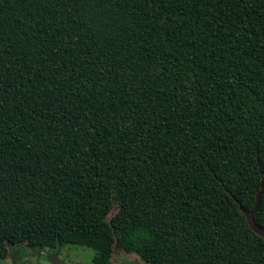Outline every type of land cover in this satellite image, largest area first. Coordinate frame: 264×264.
Wrapping results in <instances>:
<instances>
[{"label": "trees", "instance_id": "trees-1", "mask_svg": "<svg viewBox=\"0 0 264 264\" xmlns=\"http://www.w3.org/2000/svg\"><path fill=\"white\" fill-rule=\"evenodd\" d=\"M262 174L264 0H0V263L264 264Z\"/></svg>", "mask_w": 264, "mask_h": 264}, {"label": "rangeland", "instance_id": "rangeland-1", "mask_svg": "<svg viewBox=\"0 0 264 264\" xmlns=\"http://www.w3.org/2000/svg\"><path fill=\"white\" fill-rule=\"evenodd\" d=\"M262 184H264V174H262ZM117 211V206H113L112 209L107 214V219L112 216ZM247 214V213H246ZM247 220L251 225L252 229L264 237V228L258 227L252 222V215L247 214ZM64 255L67 257V261L65 264H72L73 262H78L81 264H92V257L94 255V251L90 248L76 246V245H68L67 247H63ZM40 250H29L25 248L23 245H11L9 246V253L11 259L17 257L18 260H22L24 262L32 263L39 262L40 264H48L45 256L39 252ZM61 259H65L63 256ZM9 259V258H8ZM4 264H9V262H3ZM113 264H146L144 263L137 255L135 254H126L120 251L118 248H115L112 256Z\"/></svg>", "mask_w": 264, "mask_h": 264}, {"label": "flooded vegetation", "instance_id": "flooded-vegetation-1", "mask_svg": "<svg viewBox=\"0 0 264 264\" xmlns=\"http://www.w3.org/2000/svg\"><path fill=\"white\" fill-rule=\"evenodd\" d=\"M62 247H57L56 249L53 250H48V249H37L40 250L39 252L42 254V256L46 257V260H48V256L53 257V254H56L57 260H58V264H65L67 261V257L64 255ZM63 256L65 259H61L60 257ZM9 260L7 262H9V264H27V262H24L22 260H18L17 257H15L14 259H11V257H8ZM48 264H53L50 260L47 261ZM78 262H73L72 264H75ZM28 264H40L39 262H32V263H28Z\"/></svg>", "mask_w": 264, "mask_h": 264}, {"label": "water", "instance_id": "water-1", "mask_svg": "<svg viewBox=\"0 0 264 264\" xmlns=\"http://www.w3.org/2000/svg\"><path fill=\"white\" fill-rule=\"evenodd\" d=\"M263 187H264V184L261 183V188H263ZM261 191H262V190H261ZM261 191L257 192V194H256V201H257V203H256V205H255V208H254L252 211H250V212H246V211L241 207L240 203H238V204H239V209L244 213L245 216H247V214H249V213H250L251 215L254 214L255 209H256L257 206L259 205V201H260V193H261ZM246 213H247V214H246ZM47 259L50 260L53 264H58V263H57L58 260H57L56 254H53V257L48 256ZM0 264H3V263H0ZM75 264H81V263H75Z\"/></svg>", "mask_w": 264, "mask_h": 264}, {"label": "bare ground", "instance_id": "bare-ground-1", "mask_svg": "<svg viewBox=\"0 0 264 264\" xmlns=\"http://www.w3.org/2000/svg\"><path fill=\"white\" fill-rule=\"evenodd\" d=\"M246 218H247V216H246Z\"/></svg>", "mask_w": 264, "mask_h": 264}]
</instances>
